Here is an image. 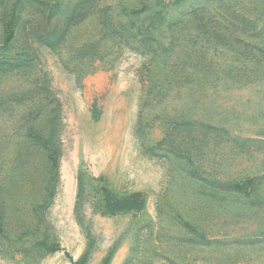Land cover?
<instances>
[{
	"label": "rangeland",
	"instance_id": "374dc122",
	"mask_svg": "<svg viewBox=\"0 0 264 264\" xmlns=\"http://www.w3.org/2000/svg\"><path fill=\"white\" fill-rule=\"evenodd\" d=\"M0 264H264V0H0Z\"/></svg>",
	"mask_w": 264,
	"mask_h": 264
},
{
	"label": "trees",
	"instance_id": "16d2710c",
	"mask_svg": "<svg viewBox=\"0 0 264 264\" xmlns=\"http://www.w3.org/2000/svg\"><path fill=\"white\" fill-rule=\"evenodd\" d=\"M134 200V199H133ZM130 200L129 201H126L125 203H123L124 206H127L129 204Z\"/></svg>",
	"mask_w": 264,
	"mask_h": 264
}]
</instances>
